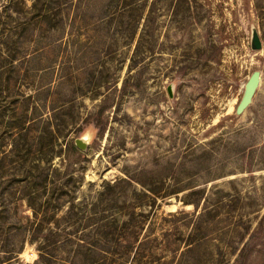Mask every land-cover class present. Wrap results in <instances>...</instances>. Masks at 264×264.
I'll use <instances>...</instances> for the list:
<instances>
[{
	"label": "rangeland",
	"instance_id": "1",
	"mask_svg": "<svg viewBox=\"0 0 264 264\" xmlns=\"http://www.w3.org/2000/svg\"><path fill=\"white\" fill-rule=\"evenodd\" d=\"M34 1L0 0V264L39 259L32 206L54 203L59 182V217L71 196L96 214L72 228L142 213L143 233L181 246L176 261L264 264V0H148L141 55L135 0ZM206 207L207 233L194 226ZM189 234L201 241L187 254Z\"/></svg>",
	"mask_w": 264,
	"mask_h": 264
},
{
	"label": "trees",
	"instance_id": "2",
	"mask_svg": "<svg viewBox=\"0 0 264 264\" xmlns=\"http://www.w3.org/2000/svg\"><path fill=\"white\" fill-rule=\"evenodd\" d=\"M41 2V0H35L33 8H41ZM135 2L137 33L140 29L136 49L138 48L137 54L140 53L141 55L142 49L145 48L144 43L146 44L153 36L154 6H148V0H135ZM44 17L48 19L46 15ZM145 50L147 51V48ZM134 61L136 64L137 59L135 58ZM66 148L73 155L80 153L74 141H68ZM46 182L47 178L43 180L44 186L48 185ZM114 188L115 186L109 183L106 190L111 193ZM65 189V182H59V193L57 196H53L54 203L47 199L39 206H32L33 216L32 220H29L30 225L27 226V230L30 241L39 243V259L35 264H189L188 261H183V258L176 261L177 256L175 254L171 258L166 256L169 251L181 250V246L176 243L175 249L172 248L174 241H172L169 231H162L161 236L154 234L151 229L143 233L145 215L142 213L136 217L135 212H133L130 219L123 221L122 224L115 220V225L98 222L91 226L85 225L82 229L79 227L72 228L71 220H74V216L79 214V212L74 211V196L70 198L71 206L66 215L59 217V212L64 207V197H69ZM194 205L197 207L198 204L195 203ZM212 211L206 207L202 213L195 216L196 231L204 228L205 233L208 232L210 223H213L215 218L212 216ZM79 215L77 218L80 222L87 220V218L93 220L96 217L95 213L87 214V216L85 213ZM140 215L142 219H138ZM110 235L113 236L112 239ZM189 236L187 254L193 252L201 241L192 234ZM243 259L244 257L239 262ZM192 264L197 263L193 262Z\"/></svg>",
	"mask_w": 264,
	"mask_h": 264
},
{
	"label": "water",
	"instance_id": "3",
	"mask_svg": "<svg viewBox=\"0 0 264 264\" xmlns=\"http://www.w3.org/2000/svg\"><path fill=\"white\" fill-rule=\"evenodd\" d=\"M252 45H253V48L257 49V50H260L262 48L261 40H260L259 35L256 31H254V33H253ZM259 81H260V74L258 72H255L250 78V81H249L248 86L246 88L245 95H244V97H243V99H242V101L238 107L239 111H243L251 103ZM168 94L170 97L173 96L172 86H169ZM75 146L79 150L85 151L88 147L87 138L84 136L82 138L76 139L75 140Z\"/></svg>",
	"mask_w": 264,
	"mask_h": 264
}]
</instances>
